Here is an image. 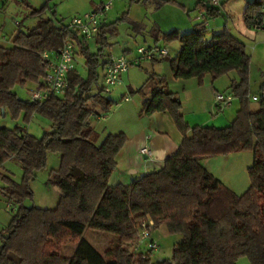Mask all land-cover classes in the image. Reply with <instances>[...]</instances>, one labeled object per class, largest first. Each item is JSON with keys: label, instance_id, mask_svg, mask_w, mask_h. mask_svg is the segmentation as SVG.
I'll list each match as a JSON object with an SVG mask.
<instances>
[{"label": "trees", "instance_id": "trees-1", "mask_svg": "<svg viewBox=\"0 0 264 264\" xmlns=\"http://www.w3.org/2000/svg\"><path fill=\"white\" fill-rule=\"evenodd\" d=\"M163 1L154 0L156 6ZM262 1L247 3L243 19L248 28L262 18ZM198 4L205 18L191 31L162 34L165 42L180 43L178 53L169 58L171 73L175 78L201 80L207 73L216 79L236 71L238 80H231L229 88L238 98V108L228 126L189 128L180 114L178 95L167 87L163 76L150 75L147 82L155 80V86L143 99L141 112H167L183 137L162 167L128 185L108 184L125 134L99 137L91 125L93 118L115 103L102 85L91 90L102 79L106 61L101 57L103 48L111 45L107 33L114 35L113 23L100 22L92 52L89 41L67 28L62 19L42 16L46 8L54 16L44 0L30 11L38 16L37 24L19 31L12 46L0 45V110L14 119L21 115L24 122L38 115L51 126L40 136L27 133L20 124L0 127V194L17 205L3 235L0 264H236L239 256H246L250 264H264V77L257 107L251 109L247 96L250 56L245 44L226 27L210 31L205 23L220 8ZM155 31L156 35L159 30ZM66 41H72L76 55L83 57L86 77L74 66L65 94L42 101L19 97L16 86L43 78L41 54L57 50ZM50 150L59 154L60 163L49 171L47 181L63 195L53 209L26 206L24 199L32 194L28 182L45 166ZM241 150L251 151L252 163L250 184L237 194L203 167L200 159ZM9 159L20 165L19 182L1 171ZM142 223L149 231L162 223L169 233L181 236L170 257L153 260V250L138 241ZM87 228L114 234L115 246L105 253L94 248L81 237ZM67 240L76 243L69 257L56 248Z\"/></svg>", "mask_w": 264, "mask_h": 264}, {"label": "crops", "instance_id": "crops-1", "mask_svg": "<svg viewBox=\"0 0 264 264\" xmlns=\"http://www.w3.org/2000/svg\"><path fill=\"white\" fill-rule=\"evenodd\" d=\"M135 1L140 2V0ZM198 2L203 3L206 7L213 6L209 0H196V4L194 5L199 7L201 17L204 11ZM223 3L224 2H221L220 5L214 7L222 8L224 6ZM247 3L242 9V15ZM180 4L185 7L184 4ZM32 8H38L34 2L32 4H27L24 0H0V45L12 46L14 42L13 38H15L19 31H26L37 24L38 16L36 18L33 17L36 15L30 14ZM52 9L54 10L53 7ZM27 11L28 15L31 17L23 21L20 16H26ZM106 17L107 13L104 14L100 21L101 25H108L110 23H113V25L115 24L114 20L107 21ZM195 18L196 16L191 19L189 18V22L187 21L185 24L177 23L178 25H169L168 29L167 27H161L159 22L152 23L151 21H148L150 24L149 26L147 25L148 23L142 24L141 21L136 22L137 25L131 26L134 33H144L150 37L149 41L143 39V42H140V44L165 45L169 49V56L163 59L144 61L140 64L132 65L139 67L140 70L131 69V66H128L127 71L121 74L120 80L116 86L108 92V97L115 102L113 106L108 111L101 112L100 115L93 118L94 122L91 125L98 133L99 137H103L107 133L117 132H123L126 136V140L123 142L124 144L117 154L118 157H116V167L108 179L109 185L114 186L118 183L128 185L142 174L153 169H159L163 166L164 160L168 156L174 154L181 143L183 135L167 112L156 111L149 115H143L141 112L143 99L151 94L152 87L155 86V80L147 82V78L150 75L163 76L167 87L178 95L181 102L180 114H182L189 128L195 125L225 127V125L228 126L234 118L238 106L232 110H229L231 104L227 107L220 108L214 103L212 98H214L216 93L230 92L229 84L231 80H238L236 71L232 70L226 74L223 73V75L216 79H213L211 75L207 73L201 80L196 77L187 79L175 78L171 73L169 58L178 53L180 43L178 40L167 43L162 39V34L170 31H177L179 33L191 31L193 26L199 22ZM242 25V28H233L234 26L228 22L224 23V25L214 21L212 23L207 22L210 31H219L226 27L231 34L245 44V39H249L252 35L249 34V32L253 30H250V28L248 29L245 22ZM155 30H159L156 35L153 34L154 32L156 33ZM109 36L110 34L107 33L108 38ZM93 38L88 41L93 42ZM261 42L264 43V35H262ZM129 50L130 48L124 46L119 53H110L105 58V61L111 56L115 57V55L119 54H123L131 60L135 55H128L127 52H129ZM262 77H264V69H260V79L257 83L258 89ZM126 96H128L127 99H125ZM247 96L250 99V103L254 101L252 99L253 96H259V94L257 95L250 91V84ZM233 99L236 100L239 105L238 98L234 94ZM250 103L249 106L252 109ZM228 110L232 112H227ZM5 114L6 112L2 113L0 110V127L6 126V121L1 118L5 116ZM187 133L190 134V130H188ZM145 144L150 148V156L140 153V149ZM208 160V157L200 159V163L203 167L206 166L205 164ZM205 168L208 169L207 167ZM1 171L11 176L10 172L4 169V167Z\"/></svg>", "mask_w": 264, "mask_h": 264}, {"label": "rangeland", "instance_id": "rangeland-1", "mask_svg": "<svg viewBox=\"0 0 264 264\" xmlns=\"http://www.w3.org/2000/svg\"><path fill=\"white\" fill-rule=\"evenodd\" d=\"M27 4L35 3L36 7H40L44 0H24ZM48 5L54 8V16L49 8H46L43 12V17H52L54 19H62L63 22L67 23L74 15L81 14L86 11H90L101 3H110V8L105 12L107 13V21H115L114 24V35L109 36V42L112 44L108 47L103 48L104 59L110 54L119 53L124 46L130 48L128 55H136V47L145 41H149L150 37L144 33H134L131 26L137 25L136 22L142 24L150 25L148 21L159 22L161 27H169V25H178L185 22H189L191 18L196 16L195 19L201 21V12L199 7L195 3L196 0H165L162 4L157 7L154 0H140L130 1V0H47ZM208 1V0H205ZM248 1L254 0H219L217 4L213 6H218L221 2H224V6L220 8V13L214 17L208 19V23L217 22L221 25L228 22L234 27H241L243 22L242 9ZM42 3V4H41ZM180 3L184 4L183 7ZM201 10V9H200ZM23 21L27 20L31 16H20ZM37 18L36 16H33ZM190 18V19H189ZM145 19V20H144ZM133 22H132V21ZM178 23V24H177ZM250 30L251 27H249ZM248 28V29H249ZM255 31V32H254ZM252 34L249 39H245V50L250 56L249 64V84L250 91L255 94H259L258 80L260 79V69H264V43H262V35H264V29L250 31ZM254 37V38H253ZM127 42V43H125ZM261 42V43H260ZM90 51H95V46L93 42L89 41ZM121 55V54H119ZM127 55V56H128ZM118 56V55H115ZM146 60H142L144 62ZM82 56L77 55L75 61V68L79 73L86 77L87 68L84 63ZM138 63V64H140ZM131 64V69H138ZM99 72H101L99 68ZM102 85V79L98 81V86H92V92H95L98 87ZM35 88V84L27 82L23 86H16L14 89L18 96L26 99L29 97V89ZM107 97L108 92L104 93ZM251 107L256 108V100L251 101ZM237 101L232 100L229 110L237 107ZM227 112H232V111ZM2 120L6 121V127H14L16 124L24 125L27 133L40 136L44 131H50V122L44 117L34 115L29 122H24L22 116H18L16 119L11 118L8 112L5 116L1 117ZM94 119L91 120V124ZM208 162L206 166L209 172L221 180L227 187L231 190L233 189L237 194L245 191L250 184V179L248 175V167L252 163V153L250 150H241L240 152H230L221 155H213L208 157ZM60 156L57 152L49 151L47 153L46 164L43 168L36 172L33 179H31L28 184L32 191L30 197L24 199V205H34L41 208L53 209L56 207L59 201V194L53 189L48 181V173L51 169H55L59 166ZM4 169L10 172L11 178L19 182L21 179V168L16 159H9L3 164ZM1 185V181H0ZM17 210L16 203L12 201H7L0 194V246L3 241V235H5V229L10 222L12 214ZM151 237L157 242V248L153 249V260L155 258H168L171 256L172 247L175 242L180 239L179 234L169 233L165 224L159 225L158 227L150 231ZM86 239L94 248L98 249L102 253H105L110 248H113L116 244L115 235L105 231H99L94 229H85L82 236ZM76 243L74 241H66L58 244L57 251L62 256H71ZM133 247L130 246V250ZM108 258V257H107ZM236 264H250L246 256H239L237 258Z\"/></svg>", "mask_w": 264, "mask_h": 264}, {"label": "built area", "instance_id": "built-area-1", "mask_svg": "<svg viewBox=\"0 0 264 264\" xmlns=\"http://www.w3.org/2000/svg\"><path fill=\"white\" fill-rule=\"evenodd\" d=\"M212 5L217 4L219 0H209ZM110 3H101L90 11L74 15L66 23L67 28L76 30L84 39H91L96 35L100 21L105 12L110 8ZM205 18L203 14L202 19ZM207 25V23H205ZM253 30L264 29V8H262V18L260 21L251 25ZM76 45L72 41H66L61 47L54 51H44L41 54V61L45 64V74L40 82L35 84V88L29 89V99L32 101H42L50 95H63L69 87L68 75L74 68L76 61ZM169 56V49L165 45L159 44H140L136 47V55L129 60L125 55L111 56L107 59L102 75L103 91L110 92L120 80L121 74L127 71L131 64H138L142 60L150 61L163 59ZM128 96L125 97L127 99ZM214 103L220 108L227 107L233 100V94L230 92L216 93L212 98ZM253 100L257 97L253 96ZM140 153L146 156L151 155L150 148L147 144L142 146ZM150 220L148 223H151ZM138 241L145 244L151 250L157 248V242L151 237L146 223H142L138 233Z\"/></svg>", "mask_w": 264, "mask_h": 264}, {"label": "water", "instance_id": "water-1", "mask_svg": "<svg viewBox=\"0 0 264 264\" xmlns=\"http://www.w3.org/2000/svg\"><path fill=\"white\" fill-rule=\"evenodd\" d=\"M1 112L4 113V109H3V108H1ZM53 188H54V190H56V191L58 192V194H59L60 196L63 195V193L58 189V187L53 186ZM162 259H163V258H159L160 261H161Z\"/></svg>", "mask_w": 264, "mask_h": 264}]
</instances>
